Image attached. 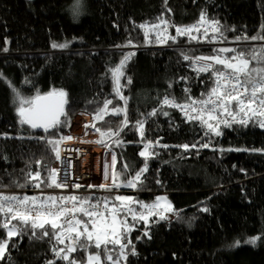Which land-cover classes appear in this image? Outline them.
I'll list each match as a JSON object with an SVG mask.
<instances>
[{
  "label": "trees",
  "instance_id": "1",
  "mask_svg": "<svg viewBox=\"0 0 264 264\" xmlns=\"http://www.w3.org/2000/svg\"><path fill=\"white\" fill-rule=\"evenodd\" d=\"M74 2L0 0V189L20 193L32 190L24 195L36 196L29 194L39 192L41 199L61 196L43 192L51 188L44 184L41 188L34 186L41 181L52 183L50 170L56 154L46 142L29 138L46 134L43 129L21 125L13 87L29 98L54 89L67 93L66 116L61 117L65 123L50 136L55 139L63 136L78 112L93 118L109 99L113 101L109 109L126 107L128 119L119 136H112L107 143L116 157L113 172L130 173L116 183L135 177L145 166L140 150L150 144L153 155L143 173V183L124 191H132L134 202L146 205L156 194L165 193L175 210L170 216L166 213V220L155 215L145 222L139 214L147 215V210L141 208V203H133L137 219L124 214L132 229L128 233L131 244L124 250L129 255L127 260L121 257L119 264H264V127L255 120L247 125H220L221 135H215L162 103L166 95L180 104L188 102V97L204 98L202 94H207L214 82L210 72L198 74L191 60L184 59V55L195 58L217 54L211 27L203 25L199 31L193 28L191 35L196 40L189 35L178 36L176 28L197 24L204 11L209 21H218L222 26L223 37L217 34V38L233 44L237 52L249 53L264 45V40L236 38L261 33L264 0H86L84 15L82 7L79 14L73 12ZM165 37L169 39L161 43ZM54 43L67 46L53 48ZM237 52L220 55L232 57ZM128 53L133 55L120 77L122 95L127 97L125 104L113 91L109 69ZM154 109L157 113L148 115ZM124 118L120 113L107 116L106 122L93 123L101 131H115ZM220 119L229 118L224 115ZM140 120L144 121L143 138L137 131L136 122ZM100 139L97 132L96 140ZM117 139L121 143H116ZM185 144L190 147H181ZM36 172L40 177L34 181ZM5 222L0 219V225ZM11 223L24 227L16 220ZM46 227L51 231L50 226ZM35 231L33 235L29 225L9 239L7 229L0 226V241H8L0 264H68L52 249L53 245L57 250L65 248L70 241L59 244L43 236L40 229ZM252 237L260 239L254 245L245 243ZM133 246L135 255L130 254ZM97 251L92 246L69 255L87 264V256ZM118 253L119 246H115L111 254L115 258ZM102 264L112 262L102 258Z\"/></svg>",
  "mask_w": 264,
  "mask_h": 264
},
{
  "label": "snow or ice",
  "instance_id": "2",
  "mask_svg": "<svg viewBox=\"0 0 264 264\" xmlns=\"http://www.w3.org/2000/svg\"><path fill=\"white\" fill-rule=\"evenodd\" d=\"M82 7L81 0H75L72 10L75 14H79V10ZM162 24H167V21L161 20ZM203 25L211 27L213 32V39L223 37V31H221V25L218 21H209L204 11L200 14V20L195 25L187 26L184 28L177 27L176 34L189 35L192 40H196L197 37L191 35V30L194 28L197 31ZM144 28L145 25H140ZM159 27V25L153 26ZM205 37L208 36V28L204 30ZM145 37H148V32H145ZM169 37H165L160 42H166ZM175 40V37H170ZM237 40L252 39V40H264V25L261 27V33L254 37H237ZM67 44H53L52 47L64 48ZM7 51V49H4ZM217 54L211 56H198L194 59L188 55H184L185 60H191L193 65H197L195 70L199 74L200 72H210L214 77L213 86L207 94H202L204 98L192 99L188 97V102L184 104L177 103L175 99H169L166 95L162 101L164 105H169L174 108H179L184 112L187 119L199 122L202 126H206L208 131L215 133V135H221L220 125L230 127L233 123H239L241 125H247L250 121L255 120L261 127H264V45L259 49H252L249 53L237 52L236 49L222 48L214 50ZM224 52H237V55L232 57H221L220 53ZM133 53L126 54L120 61V63L113 69H109L113 80V91L120 100L127 101V97L122 95L121 89L124 87L120 83V77L124 76L123 69L126 67L127 62L131 59ZM253 61L256 62L253 66ZM216 65L222 66L217 68ZM3 78V73H0V79ZM27 83V81H25ZM11 86V82H8ZM128 83L131 80L128 79ZM15 93V100L18 101L16 112L20 118L21 125L27 124L32 129H43L45 136L42 137H29L30 139H39L44 141L51 147V150L55 152L56 158L60 159L59 145L64 140L74 139L72 136H61L59 139L50 138L54 136L55 131L61 127L65 121L61 117L66 116L65 105L67 101V93L62 89L53 90L52 92L44 95L37 94L33 97H24L20 92L12 88ZM187 92L188 89H185ZM112 100L105 99L103 107H99L93 116V121H105L109 115H119L123 113L125 118L122 121L119 128L113 131L111 128L108 131H101L96 127L95 123L91 125L86 124L85 128L93 127L97 132H100L101 139L94 141L95 143L104 144V137H118L120 132L128 125L127 108L112 107ZM157 109H154L152 113L148 115H155ZM168 115L167 112L163 113ZM226 115L230 119H220V116ZM240 116V119L237 117ZM137 131L140 136L144 137L143 125L144 121L140 120L136 122ZM207 134V133H206ZM23 139L24 137H19ZM92 142V141H89ZM116 143H121L118 139ZM159 142L157 141V144ZM167 147V145H162ZM207 147L208 145H202ZM152 145L144 144V151L140 152V156L144 157L145 166L136 172L135 177L132 179H125L123 181L124 187L136 188L138 184H142L143 173L147 171V163L153 153L149 151ZM181 147L188 149L190 146L185 144ZM191 147H195L192 145ZM231 150V149H229ZM237 151H244L246 149H236ZM116 162L115 155L113 156V164ZM37 163H41L37 161ZM129 166L126 164L124 168ZM56 169L50 170V176L52 179L51 184H46L44 181L35 183L36 188H41L42 184L45 187L64 188L67 187L66 183L59 182L56 179ZM107 165L105 166V179H107ZM130 173L122 171L113 172V184L111 186L100 185V188L106 187H120L121 184H117L116 181L121 176H127ZM40 177V173L36 172L33 176V180H37ZM159 183V182H158ZM23 187V185H21ZM79 188L80 185H74ZM92 187V186H89ZM115 201H118L117 205ZM115 201H109L108 198H103V208H101V202H91V197H78L72 196H52L48 195L41 199L40 196H24L17 197L15 195L6 196L0 194V213L5 215L6 222L2 226L7 229V236L9 239L24 231L29 225L33 230V235H36V229L42 231L43 236H50L56 240L59 244H64L66 240L70 241L65 248L59 250L53 245V252L56 257L65 261L68 264H83V262H77L72 258L69 253H73L78 249L88 250L94 246L98 251L94 254L90 253L87 258V264H102V258L111 261L112 264H119V259L123 257L127 260L129 253L124 250L129 247L131 241L128 240V233L132 230L128 226L125 213L132 214V219L136 220L137 215L134 208L131 206L134 202L130 196L117 195ZM71 207H68V204ZM111 203V207L109 204ZM79 205V206H78ZM141 208L147 210V215L143 212L139 214V219L148 221L149 217L158 215L160 220L168 219L166 213L174 212L171 203L167 201L165 196H157L156 201L152 205H146L141 203ZM159 210V211H157ZM208 211L207 208L202 209ZM13 220L19 221L23 228L18 227L16 224H12ZM46 226H50L51 231ZM147 234V233H146ZM260 237H252L245 243L255 244ZM124 241H127L125 243ZM239 244V241L236 242ZM8 241H0V259H3L6 255ZM109 245L113 247L110 248ZM115 246H119V253L114 258L111 254L114 251ZM135 255L134 246L133 251L130 253ZM47 264H55V261H48Z\"/></svg>",
  "mask_w": 264,
  "mask_h": 264
},
{
  "label": "built area",
  "instance_id": "3",
  "mask_svg": "<svg viewBox=\"0 0 264 264\" xmlns=\"http://www.w3.org/2000/svg\"><path fill=\"white\" fill-rule=\"evenodd\" d=\"M212 45L220 46L225 45V43L221 39L215 38L212 41ZM195 66L197 67V65ZM175 109L187 118L183 111L179 108ZM228 118L230 119V117ZM240 118V116L237 117V119ZM111 138L104 137V144L95 143L94 141H97L96 138L92 142L74 139L62 141L58 146L61 158H56L51 168L57 170L56 179L59 182L66 183L67 187H51L48 190H43V192L60 193L61 196L86 195L91 197L92 203L100 201V206L103 208L105 194L112 193L108 187H99L102 184L109 186V184L104 182L101 175L103 156L104 153L109 152L107 143ZM74 185H80V187L77 188ZM30 191L32 192V190H22L20 193L15 190L0 189V194L6 196L15 195L22 198L25 193H30ZM68 206H71V204L69 203ZM0 219L2 222L6 220L3 213H0Z\"/></svg>",
  "mask_w": 264,
  "mask_h": 264
},
{
  "label": "rangeland",
  "instance_id": "4",
  "mask_svg": "<svg viewBox=\"0 0 264 264\" xmlns=\"http://www.w3.org/2000/svg\"><path fill=\"white\" fill-rule=\"evenodd\" d=\"M92 123H93V118H91V116L89 114H87L85 112H78L72 118V121H71L70 125L66 128L63 136H72L74 138V140L93 141L94 138H97V131L93 127L85 128L86 124L91 125ZM144 150L145 149L143 147L140 150V152L144 151ZM103 157L104 158H103V162H102L103 167H102L101 177L103 178V180L106 184H112L113 183V154L111 153V151H109V152H106V154L104 153ZM106 165H107V174H108L107 179H105V166ZM130 179H132V178H130ZM118 183L121 184V186L116 187L115 190L109 189L112 193L105 194V198H108L109 201H115V197L117 195H121V196H130L133 198V201H135L134 196L132 194V191H130V190L124 191V189H130V188L123 186V180H120ZM29 195L40 196L39 192H36L35 194H29ZM24 196L25 195H23L22 197H24ZM157 196H165V197H167V201L170 202L169 197L165 193H159V194L155 195L153 202H151L149 205H152L156 201ZM115 203L117 205L119 204L118 201H115ZM109 207H111V203L109 204ZM170 215H171V212L168 214V216H170ZM88 256H87V258H88ZM86 263H87V260H86Z\"/></svg>",
  "mask_w": 264,
  "mask_h": 264
},
{
  "label": "water",
  "instance_id": "5",
  "mask_svg": "<svg viewBox=\"0 0 264 264\" xmlns=\"http://www.w3.org/2000/svg\"><path fill=\"white\" fill-rule=\"evenodd\" d=\"M222 48L233 49V44H225V45L217 46L216 50L222 49ZM224 53H229V52H224Z\"/></svg>",
  "mask_w": 264,
  "mask_h": 264
},
{
  "label": "clouds",
  "instance_id": "6",
  "mask_svg": "<svg viewBox=\"0 0 264 264\" xmlns=\"http://www.w3.org/2000/svg\"><path fill=\"white\" fill-rule=\"evenodd\" d=\"M81 4H82V8H83V11H82V15L84 14H87V5H86V0H81ZM78 22V21H77Z\"/></svg>",
  "mask_w": 264,
  "mask_h": 264
}]
</instances>
